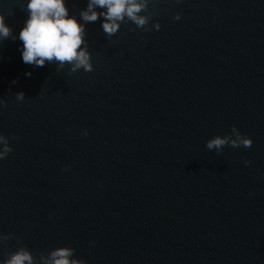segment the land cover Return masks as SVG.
Returning a JSON list of instances; mask_svg holds the SVG:
<instances>
[{"label":"water","instance_id":"1","mask_svg":"<svg viewBox=\"0 0 264 264\" xmlns=\"http://www.w3.org/2000/svg\"><path fill=\"white\" fill-rule=\"evenodd\" d=\"M138 2L143 27L85 25L86 72L23 63L27 0H0V264H264V0ZM232 126L250 148L205 147Z\"/></svg>","mask_w":264,"mask_h":264},{"label":"clouds","instance_id":"2","mask_svg":"<svg viewBox=\"0 0 264 264\" xmlns=\"http://www.w3.org/2000/svg\"><path fill=\"white\" fill-rule=\"evenodd\" d=\"M142 7L138 0H88L86 7L77 17L70 14L66 0H27V18L18 34V39L22 42L18 47L22 62L35 67H43L46 62L55 61L60 65L67 62L74 65L73 71L83 67L86 72H91L93 68L90 54L86 47H82L85 45V25L100 19L101 28L109 37L118 32V22L123 21L125 17L135 22L138 27H143L147 20L137 16ZM96 9L102 11L98 12ZM173 19L180 20V13H177ZM159 29L160 27L156 25L154 30ZM10 33L11 29L5 23L3 14H0V39L8 38ZM25 75L31 76V73ZM15 98L21 102L25 99L23 92L16 93ZM231 132L235 134V139L227 136L221 138L218 135L207 140L205 147L209 151L216 149L218 154L225 146L232 148L252 146L253 140L250 136L241 133L235 126H232ZM82 134L87 136L88 132L85 130ZM9 140L10 137L0 135V160L6 159L12 152ZM244 164L249 166L250 161L245 160ZM89 243L95 242L89 241ZM72 255L71 249L58 248L50 254V259L44 260V264H86L85 260H70L69 257ZM25 262L34 264L33 257L28 250L19 249L3 264H25Z\"/></svg>","mask_w":264,"mask_h":264}]
</instances>
